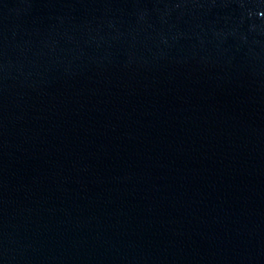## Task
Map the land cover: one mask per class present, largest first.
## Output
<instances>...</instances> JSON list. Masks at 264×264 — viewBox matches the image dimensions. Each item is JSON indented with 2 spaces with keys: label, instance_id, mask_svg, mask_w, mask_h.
Wrapping results in <instances>:
<instances>
[{
  "label": "water",
  "instance_id": "95a60500",
  "mask_svg": "<svg viewBox=\"0 0 264 264\" xmlns=\"http://www.w3.org/2000/svg\"><path fill=\"white\" fill-rule=\"evenodd\" d=\"M0 264H264V0H0Z\"/></svg>",
  "mask_w": 264,
  "mask_h": 264
}]
</instances>
